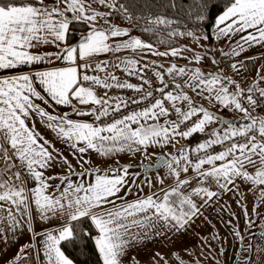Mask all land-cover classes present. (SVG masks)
Wrapping results in <instances>:
<instances>
[{"label":"snow or ice","instance_id":"1","mask_svg":"<svg viewBox=\"0 0 264 264\" xmlns=\"http://www.w3.org/2000/svg\"><path fill=\"white\" fill-rule=\"evenodd\" d=\"M93 3L109 11H97L92 8ZM170 6L176 7L175 3ZM210 6L215 5L199 0L197 23L207 20L204 12ZM113 12L129 24L143 21L137 28L153 33L158 43L168 45L169 50L159 51L149 40L112 24ZM101 20L107 27L98 26ZM74 22L86 24L88 31L71 45L68 41ZM178 23L165 15L134 14L119 0H0V243H9V232L13 237L25 228L33 232V208L42 221L48 220L50 214L66 213L67 219L55 233L33 235L43 236L42 252L47 264H74L62 244L75 245L77 239L91 237L89 231L77 232L75 224L82 223H88L97 233L93 239L103 264H122L134 244L144 243L152 236L186 231L193 218L201 214V207L219 195L204 186L209 181H214L222 192L232 191L230 186H235L237 179L254 187L264 185V117L252 115L264 110V88L260 87L264 77L244 89L225 76L222 69L206 74L199 67L171 63L165 68L156 60H144L151 55L186 59L189 64L198 65L206 59L183 55L191 49L171 47L165 36L209 39L207 35L197 36L193 31L181 32L172 27ZM215 27L218 39L246 33L232 50L233 56L238 57L246 45H264V0H230L216 18ZM123 37L127 39H117ZM48 45L58 51H33ZM124 51L140 55L141 59L121 57L119 54ZM107 54L114 59H96ZM57 61L63 66L37 67ZM212 63L217 64L214 57ZM230 67L240 71L236 63ZM165 77L173 83L169 84ZM128 78L139 83L133 84ZM177 78L182 83H175ZM154 83L159 86L149 90ZM185 88L217 111L222 108L239 113V119H224L202 104L196 105ZM114 89L137 95H113ZM133 105L137 107L132 108ZM44 106L70 107L73 115L93 119L76 120L69 113L53 114ZM34 116L68 147L78 165L90 163L83 160L89 151L101 156L127 151L150 158L149 148L174 145L179 139L205 134L212 124L218 127L207 132L203 142L179 150L178 155L165 153L148 165L142 161L139 167L143 173L167 169L174 185L165 188L161 178L159 190L143 197H139L143 189L137 185L138 198L128 201L127 196L133 194L128 181L129 166L105 171L81 167L77 172L76 166L36 131L34 123L29 127L28 121ZM217 146L222 150L210 151ZM55 163H62L67 172L63 176H46L45 172ZM249 167L254 171L249 172ZM190 169L194 173L191 179L186 175ZM181 173L185 179L180 178ZM55 179L60 183L53 186L51 181ZM192 179L199 186L185 195L183 189ZM144 182L153 187L151 181ZM194 196L201 197L203 204L197 205ZM260 201L264 203V188ZM244 215L248 216L246 209ZM247 223L251 228L253 221ZM26 253L27 247L22 246L14 257L16 264L29 259Z\"/></svg>","mask_w":264,"mask_h":264},{"label":"crops","instance_id":"2","mask_svg":"<svg viewBox=\"0 0 264 264\" xmlns=\"http://www.w3.org/2000/svg\"><path fill=\"white\" fill-rule=\"evenodd\" d=\"M46 2H51V0H46ZM92 8L96 9L97 11H103L108 12L109 9L107 7L101 6L98 3H93ZM70 15V14H69ZM216 34V32H215ZM246 35V33L243 34H235L231 35L227 38H217V35H215V39L213 43L210 45V54L213 57H217L218 61L216 60L217 64H215L211 71L213 72H219L221 69L226 70L229 74L226 76L233 80H235L237 83L241 85L242 88L247 89L254 83L260 80L261 77H264V74H262V67L264 66V45H255V46H245V50L241 52V54L237 56L232 55V50L236 48L237 42L240 41V36ZM81 37V36H80ZM79 37V38H80ZM78 38V39H79ZM195 41V40H194ZM202 41V40H201ZM205 40L202 41V44L206 46ZM76 42L72 45H75ZM192 44L189 43L188 45ZM186 45V46H188ZM200 47V46H199ZM33 51L37 52H52L55 53L58 51V49L54 46L48 45V46H42L38 49H34ZM124 54H119L121 57H129L133 56L132 53L128 51H124ZM227 54V55H226ZM133 58L140 60L141 56L136 55L133 56ZM97 60H111L114 59L113 56L107 54L102 55L96 58ZM144 60L151 61L156 60L160 63H163L164 65L170 66L171 63H175V60L173 61L168 58H161L156 56L147 55L144 57ZM142 60V61H144ZM220 60V61H219ZM141 61V62H142ZM183 64L182 62H180ZM177 63V64H180ZM232 63H236L237 67L240 69V71L237 73L235 70H233L230 65ZM63 66L59 61H57L54 64H42L38 65L39 68H55V67H61ZM256 68L255 71L252 69ZM166 80L171 83L170 77H165ZM260 87L264 88V82H260ZM234 90V89H232ZM201 102L203 106H207L209 111H212L211 104H209L207 101H204L201 99ZM37 103H40L37 101ZM74 103V102H73ZM46 107L47 111L53 114H60V113H69V115L72 114V109L70 107H62V106H54L53 107ZM218 114H223L226 117L229 118H239L240 114L236 113L233 114L229 110H224L221 108L220 111L216 112ZM253 116L259 115L260 117H264V112H253ZM34 120H38V117H33ZM162 123V121H161ZM216 126V124L210 125L206 132L211 130ZM51 132V131H50ZM47 132L48 134H52L53 138H50L51 143L55 146V149H57L59 152L63 153L64 156H66L75 167V170L79 172L81 170V167L83 168H91V169H99L101 171L113 169V168H120L123 166H132V164H139L143 161V163H149L151 160L155 159V157L158 154H170L168 152V148L163 149V147H160V149L154 150L153 152H150L148 149V152L150 154V158H146L142 155V153H131V152H119L115 153L113 155L109 156H101L95 151H89L88 153L83 155V160H87L90 163L89 164H82L78 165L77 160L73 157V155L70 154V150L68 147L59 141L54 133ZM40 134V132H39ZM185 140V139H183ZM187 146L196 145L197 143L194 141H190L189 139L185 140ZM43 143V142H41ZM52 149H49L51 151ZM192 155V154H191ZM250 169H253L250 167ZM251 171H254L251 170ZM67 172L66 167L62 165V163H55L52 168L47 170L45 172V175H51V176H63ZM187 178H192L194 176V173L189 170V172L186 174ZM147 177L141 176L139 174V170L133 169L129 167V176L128 181L129 184L132 187L133 194L127 196L128 201H132L137 199L135 189L137 190V185H141L144 183V180H146ZM181 179H185L186 176L184 173H181ZM73 180H76V177H73ZM135 181V183H133ZM241 181V179H237L236 183ZM53 186H56L60 183L58 179H55L51 181ZM31 187V184L29 185ZM189 190L193 189L195 185L193 183H190ZM205 187H208L212 191H217L219 189L214 181H209L207 184L204 185ZM253 185H248V189H251V191L248 193L249 195H252L253 193ZM152 192H145V193H139V197H143L145 195H150ZM219 193V192H218ZM120 195H124L123 192L120 193ZM193 198L197 199L198 205L203 204V201L201 200V197L194 196ZM239 198V197H236ZM194 199V201H195ZM243 199V198H242ZM242 199L240 200V203L242 202ZM236 201V200H234ZM225 199L224 197L219 194L217 197H214L212 201L208 202L207 205L201 207V214L197 217H194L192 222L187 226L186 231H183L179 234H173L168 233L167 235L163 236H152L150 239L145 241L141 244H134L131 249L129 250L127 256L123 258L122 264H136V261L139 262V264H180V261H183V264H202L200 261L195 260V255L199 254L200 250H204L207 245H204V248L201 247V245L205 242L204 235L206 234L209 227L214 224L213 216L218 210H222V208H225L224 206ZM224 206V207H223ZM230 206H234V204H230ZM236 206V205H235ZM257 220H253V225L250 228L249 236L247 237V241L244 243L246 246L243 250L244 255L242 260L239 264H264V236H262V233H264V208L262 207L259 213L256 215ZM67 219V214L64 215H51L50 218L46 221H42L39 217V213L36 212V210L33 208L32 210V228L33 232H31L30 241L20 243L18 245V239L17 241L11 240L12 244L9 242L7 244L2 243V246L4 247L3 250H0V264H16L14 257L19 252V249L22 246L27 247V253L26 255L29 257V259L25 262H22V264H47V260L43 255L42 252V244L41 241L43 239L42 235L35 236L33 238L34 233H45V232H53L55 233L57 229L64 223V221ZM36 245L35 248H32L31 245ZM12 251L11 253L7 252L9 250ZM7 250V251H6ZM37 250L39 251V254H37ZM6 251V252H5ZM206 251V250H205ZM99 254V252H98ZM200 255H203V260L205 264H208L209 260L206 258V254L200 253ZM135 257V260H132V257ZM100 257V255H99ZM101 258V257H100ZM179 258V259H178ZM214 261V260H213Z\"/></svg>","mask_w":264,"mask_h":264},{"label":"rangeland","instance_id":"3","mask_svg":"<svg viewBox=\"0 0 264 264\" xmlns=\"http://www.w3.org/2000/svg\"><path fill=\"white\" fill-rule=\"evenodd\" d=\"M102 13H106V12L102 11ZM111 23L116 26L121 27L115 20H113V18H111ZM100 25H103L102 20L100 21V24L98 26ZM103 26L107 27V25H103ZM117 39H127V37L117 38ZM202 41L195 40L192 42V44L183 47V48H188L192 50L189 52H185L183 54L184 56H187V57H192L193 55L205 56L206 59L202 60L200 64L198 65L189 64L188 60L181 59V58L170 57V59H172L173 61L175 60V64L178 67H184V66H187L188 68L199 67L206 74L209 72H213L211 70L215 64L212 63L213 56L210 54L211 52L210 47L207 46L206 43H204L206 44V46L203 45ZM110 42L114 43L115 41H110ZM201 45H203V47H201ZM162 51H167V50H162ZM121 54H124V53L122 52ZM109 55L112 56V54H109ZM214 58H215V61L216 60L218 61L217 57H214ZM143 62L144 61H142V63ZM180 62H182L183 64H181ZM177 63H180V64H177ZM166 67H169V66L165 65V68ZM261 67H262V74H264V66H261ZM255 69L256 68H253L252 70L255 71ZM223 74L226 76L229 73L226 70H223ZM171 83H173V81H171ZM175 83H182V81L180 78H177ZM185 91L188 92L190 96H192L194 103L196 105H199V103L201 102L200 98L193 95L190 92V90L187 88H185ZM73 102L74 104L76 103L75 101ZM204 107L208 109L207 106L204 105ZM70 118L76 119V120H89V121L93 119L92 117H77L73 114L70 115ZM33 123L35 124L36 131L38 133L40 132V135H42L44 138H46L49 141H50V138L55 139L52 134L47 133V132H50V130L47 129L40 122L39 119L38 120L32 119L28 121L29 127H32ZM206 138L207 137L200 139V142H203ZM0 143H2V141H0ZM192 147H195V145L187 146L185 140L179 139L178 143H175L174 145L165 146L163 147V149L168 148V152L170 153V155H178L179 150L185 149V148H192ZM157 149H160V147L149 148L150 152H153L154 150H157ZM193 154L195 153H192V155ZM251 170L253 169H250L249 167L248 171L253 172ZM161 178L164 180L163 186L165 188H168L169 186L174 185V178H172L171 176L167 174V169L162 168L156 171L155 173H150L148 177L146 178V180L151 181L153 183V187L149 188L148 184L144 182L141 185H139L143 189V191L139 193L158 191L159 188L161 187L158 181ZM192 183L193 185H195V187L199 186L195 179H192ZM250 184L251 183H247L241 180L237 182L235 186H230V187H233L232 191L222 192L220 189H217L219 194H221L225 199V202H224L225 208H222V210L221 209L218 210L213 216L214 224L212 223V225L207 230L206 234L204 235V239H203V241L205 240V242L201 245L202 248H204V245H207L206 247L208 248H205L204 250H200L199 254L195 255V260H198L202 264H205L203 260V255H200V253L202 254L205 253L206 258L209 260L208 264H239L240 263L244 255L243 250L246 247L244 243L247 241L248 239L247 237L249 236V232H250V228L248 227L247 221L248 220L256 221L257 220L256 215L259 213L262 207L264 208V203H261L260 201L261 189L264 188V185H261L258 187L252 186L254 190H253L252 195H249L248 193L251 191L252 188L248 190L246 189L248 188V185ZM188 190H189V186H186L183 189L185 195L191 194L192 189L191 191H188ZM134 191L136 192L137 190L135 189ZM236 197H239V198H236ZM241 199H242V202L240 203ZM195 202L197 203V205L199 204L197 199H195ZM230 204L232 205L234 204V206H230ZM254 208H255V211H253ZM245 209L247 210V213H248L247 217H245L244 215ZM237 233L239 235H237ZM30 236H31V232H28L26 228L24 230H18L17 235L15 237H13L10 232L8 233V238L13 239L14 243L15 241H17L16 239H18V245H20V243L30 241L31 239ZM9 242L12 244L11 240ZM3 248L4 247L2 246V243H0V250L1 249L3 250ZM8 248L9 250L8 251L6 250V251L11 253L12 251L10 250V247ZM158 264H160V262ZM171 264L173 263L171 262Z\"/></svg>","mask_w":264,"mask_h":264},{"label":"trees","instance_id":"4","mask_svg":"<svg viewBox=\"0 0 264 264\" xmlns=\"http://www.w3.org/2000/svg\"><path fill=\"white\" fill-rule=\"evenodd\" d=\"M7 2V0H4ZM230 0H208L210 6L205 9L204 14L207 16V20L204 23H197L195 17L198 13L199 0H119V3H123L129 6L130 11L134 14L143 12L144 14L165 15L169 18H174L179 21L178 24L172 25L173 28L178 29L181 32L193 31L197 36L207 35L209 39L205 40L207 46L213 43L215 39V20L222 14L226 5ZM171 3H175L176 7L170 6ZM135 5V6H134ZM113 20H115L121 27L128 28L133 36H138L143 39L149 40L154 43L156 48L160 51L169 50L168 45H161L158 43L156 36L153 33H144L137 28V24H142L143 21H137V24L127 23L120 15L113 12ZM88 28L86 24L82 22H74L71 26V37L68 41L69 44L77 42L78 38L82 34H86ZM160 35V34H156ZM165 39L171 41V47L180 48L185 47L194 40L184 37H167ZM257 112H264L257 110ZM205 134H196L190 141L196 143L200 142V139L204 138ZM76 230L79 233L85 231L91 232V237H84L83 239H77L75 245L73 244H62V250L65 254L71 258L74 264H103L102 258L99 257L98 250L95 247L94 239L97 233L94 228L90 227L88 223L75 224Z\"/></svg>","mask_w":264,"mask_h":264},{"label":"built area","instance_id":"5","mask_svg":"<svg viewBox=\"0 0 264 264\" xmlns=\"http://www.w3.org/2000/svg\"><path fill=\"white\" fill-rule=\"evenodd\" d=\"M101 75H103V74H101ZM118 75H122L121 73H118ZM149 75H150V73H149ZM129 79V82H131V83H133V84H137V83H139V81L137 80V79H135V78H128ZM159 85L158 84H156V83H154V85H153V89H149V90H154V88L155 87H158ZM99 92H100V94H103V90L102 89H100V90H98ZM111 94H113V95H116V94H120V95H124L125 97H127V96H135V95H137L136 93H133V92H128V91H125V92H123V93H119L118 92V90H112V93ZM156 95H159V93H156ZM210 104V103H209ZM135 107H137V106H135V105H133L132 106V108H135ZM211 108L214 110V111H217V108L216 107H214L212 104H211ZM130 109H124V112H127V111H129ZM221 110V109H220ZM219 110V111H220ZM260 111H264V110H260ZM174 118V117H173ZM220 150H222V148L221 147H219V146H217V147H215L214 149H211L210 151H220ZM201 155H203V153H201ZM191 158L193 159V160H195L196 159V155L195 154H193V155H191Z\"/></svg>","mask_w":264,"mask_h":264},{"label":"water","instance_id":"6","mask_svg":"<svg viewBox=\"0 0 264 264\" xmlns=\"http://www.w3.org/2000/svg\"><path fill=\"white\" fill-rule=\"evenodd\" d=\"M79 40V39H78ZM214 113H216V112H214ZM217 115H219V116H221L222 118H224V119H228V120H233V121H236V120H238L239 118H234V119H232V118H229V117H226L225 115H221V114H218L217 113ZM218 127V125H216V126H214L213 128H211V130L212 129H214V128H217ZM211 130H209V131H211ZM208 131V132H209ZM205 137H207V132H206V134H205ZM160 155H162V154H158L157 156H160ZM156 156V157H157ZM155 157V158H156ZM150 163V162H149ZM149 163H144L145 165H148ZM141 163H139V164H132V166H129L130 168H133V169H136V170H139V174L141 175V176H145V177H148V175L150 174V173H155L156 171H158V170H156V169H152L150 172H148V173H143V170L139 167V165H140ZM160 170V169H159Z\"/></svg>","mask_w":264,"mask_h":264},{"label":"bare ground","instance_id":"7","mask_svg":"<svg viewBox=\"0 0 264 264\" xmlns=\"http://www.w3.org/2000/svg\"><path fill=\"white\" fill-rule=\"evenodd\" d=\"M213 110V109H212ZM214 111V110H213ZM214 112H218V111H214Z\"/></svg>","mask_w":264,"mask_h":264}]
</instances>
